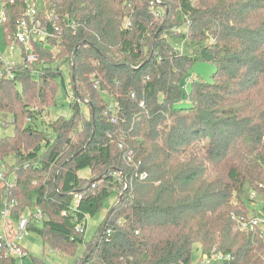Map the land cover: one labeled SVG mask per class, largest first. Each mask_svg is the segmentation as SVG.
<instances>
[{
  "label": "trees",
  "instance_id": "obj_1",
  "mask_svg": "<svg viewBox=\"0 0 264 264\" xmlns=\"http://www.w3.org/2000/svg\"><path fill=\"white\" fill-rule=\"evenodd\" d=\"M0 1L3 30L31 5L49 32L37 62L0 79V113L13 126L0 163L12 157L16 175L0 189V212L11 200L14 220L42 209L29 229L72 252L115 193L75 264H195L198 250L223 255L204 264H264L261 234L233 218L264 193V0ZM199 60L215 65L210 81L190 75ZM57 62L69 65L71 114L51 136L34 108L57 104ZM0 264L17 260L0 252Z\"/></svg>",
  "mask_w": 264,
  "mask_h": 264
},
{
  "label": "built area",
  "instance_id": "obj_2",
  "mask_svg": "<svg viewBox=\"0 0 264 264\" xmlns=\"http://www.w3.org/2000/svg\"><path fill=\"white\" fill-rule=\"evenodd\" d=\"M0 4V45L5 47V51L0 48V79L12 80L16 79L21 68L38 61V54L34 50L35 45L45 41L49 32L31 5L17 20L14 31L3 30L1 24H4L7 17L3 2L0 1ZM34 111L37 115L42 114V119L45 117L43 115L45 109L35 107ZM3 165L0 163V189L8 190L15 184L16 175L8 172ZM14 204V200L9 203L5 202L0 212V252L5 256L14 257L17 264H25L24 259L28 257V250L24 245V239L30 231V226L42 224L46 214L40 208H28L14 220L11 216V207ZM233 218L236 229L258 232L264 239V204L258 212L252 215L233 216ZM75 229L79 232L83 231L79 225ZM222 258L223 255L220 252H212L210 255L203 254L201 260L195 264H204L211 259L220 260Z\"/></svg>",
  "mask_w": 264,
  "mask_h": 264
},
{
  "label": "rangeland",
  "instance_id": "obj_3",
  "mask_svg": "<svg viewBox=\"0 0 264 264\" xmlns=\"http://www.w3.org/2000/svg\"><path fill=\"white\" fill-rule=\"evenodd\" d=\"M1 8V4H0ZM0 48L5 51V47L0 45ZM56 64L60 65V68L63 72V76L65 79L66 86L62 88L57 96V104L53 107L45 108V117L42 119L39 114L37 119L40 122L41 128L46 131L49 135L53 136L51 132V125L53 121L58 117V115H62L64 117H68L71 114V109L69 106L70 103V81H69V65L67 62L60 64L57 62ZM215 71V65L211 62L199 60L196 61L190 69V75L193 78H198L204 81H210L211 75ZM103 97L106 98L109 106H115V104L111 101V99L105 94L102 93ZM179 105L186 106L188 104L187 101H182L178 103ZM83 109L86 111V115L88 116L87 107L82 104ZM37 107V106H35ZM40 109V107H38ZM11 117L7 116V121L0 113V138L12 135L13 134V126L10 123ZM4 122L6 124H4ZM14 159L10 156L5 157L4 167L10 171L11 165H13ZM81 176L88 175V169H83L79 171ZM253 201L250 203V212L249 215H252L262 207L264 204V193L259 194L255 192L251 194ZM116 195L115 193H111L103 202L100 210L93 216H88L86 221V227L84 230V242L78 243L76 248L72 252H61L59 250L51 249L48 246H43L42 239L39 235H37L34 231L30 230L28 235L24 239V245L30 252V255L37 256L43 258L49 264H75L76 261L83 255L85 250V242H89L93 236L95 235L98 227L103 222L104 217L107 215L109 209L115 204ZM202 255H200V250L198 253L194 254V262L201 260ZM25 264H33L31 262L30 257H26L24 259Z\"/></svg>",
  "mask_w": 264,
  "mask_h": 264
},
{
  "label": "water",
  "instance_id": "obj_4",
  "mask_svg": "<svg viewBox=\"0 0 264 264\" xmlns=\"http://www.w3.org/2000/svg\"><path fill=\"white\" fill-rule=\"evenodd\" d=\"M110 213H111V211H110ZM110 213H109V214H110ZM109 214H108V216H109Z\"/></svg>",
  "mask_w": 264,
  "mask_h": 264
}]
</instances>
